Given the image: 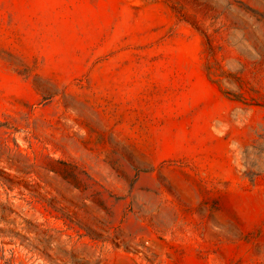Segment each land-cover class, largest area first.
Listing matches in <instances>:
<instances>
[{"label":"rangeland","instance_id":"obj_1","mask_svg":"<svg viewBox=\"0 0 264 264\" xmlns=\"http://www.w3.org/2000/svg\"><path fill=\"white\" fill-rule=\"evenodd\" d=\"M262 135L264 0H0V264H264Z\"/></svg>","mask_w":264,"mask_h":264},{"label":"trees","instance_id":"obj_2","mask_svg":"<svg viewBox=\"0 0 264 264\" xmlns=\"http://www.w3.org/2000/svg\"><path fill=\"white\" fill-rule=\"evenodd\" d=\"M212 53H213V50L211 49V50L209 51V54L212 55ZM208 71H209V75H212L213 72H212V66H211V65L208 67ZM240 96L243 97L242 94H240ZM235 99H237V100H239V101H245L246 98H240V97H237V98H235ZM260 137L264 138L263 135L260 136ZM260 173H261V170H259V171H257V172H247L246 175H247V176H250L251 179H253V178H254L253 176H256V175H258V174H260Z\"/></svg>","mask_w":264,"mask_h":264}]
</instances>
